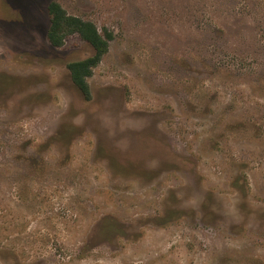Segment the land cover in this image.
<instances>
[{
    "label": "rangeland",
    "instance_id": "374dc122",
    "mask_svg": "<svg viewBox=\"0 0 264 264\" xmlns=\"http://www.w3.org/2000/svg\"><path fill=\"white\" fill-rule=\"evenodd\" d=\"M50 1L0 0V264H264V0H56L91 100Z\"/></svg>",
    "mask_w": 264,
    "mask_h": 264
},
{
    "label": "trees",
    "instance_id": "16d2710c",
    "mask_svg": "<svg viewBox=\"0 0 264 264\" xmlns=\"http://www.w3.org/2000/svg\"><path fill=\"white\" fill-rule=\"evenodd\" d=\"M48 14L50 24L47 29V38L52 46L62 47L67 37L73 34L79 35L82 40L92 46L91 55L67 63L73 83L85 99L91 100L92 89L89 78L93 75L94 68L109 51L113 33L107 29L100 31L94 21L70 14L56 0L49 2Z\"/></svg>",
    "mask_w": 264,
    "mask_h": 264
}]
</instances>
